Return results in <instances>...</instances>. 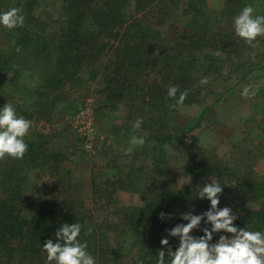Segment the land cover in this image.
Masks as SVG:
<instances>
[{
	"label": "rangeland",
	"instance_id": "rangeland-1",
	"mask_svg": "<svg viewBox=\"0 0 264 264\" xmlns=\"http://www.w3.org/2000/svg\"><path fill=\"white\" fill-rule=\"evenodd\" d=\"M94 1L96 4L101 2ZM254 1L261 11L264 0H125L120 7L119 23L112 29L115 35L106 32L103 38L105 42L110 40L112 47L109 42L102 43L100 58L95 61L100 75L95 80H87L88 68L85 67L73 79L66 78L64 84L56 87L52 94L50 90L47 93L45 89L39 88L43 86V80L48 78V69L45 68L49 62L48 54H34L32 49L26 51L27 57L16 58L12 70L0 80V102L5 99L16 100L20 109L16 110L18 115L33 121L25 142L37 141L23 159L7 157L2 167L6 169L10 162H14V167L25 174L26 182L20 185L28 194H50L53 202L50 200L49 205H72L85 221L87 237L100 244L105 241L113 249L121 243L118 233L108 230L103 240L101 230L120 221L125 207L144 205L148 200L147 190L167 197L166 204L170 205V218L166 215V220L161 219L158 227L156 240L159 242L162 238H167L170 242L171 236L166 230L179 223H187L181 220V214L191 211L200 215L209 210L211 205L207 199L190 196L188 201H182V196L176 197L169 193L187 184L200 188L205 183L216 180L214 175L200 172L198 167L201 165L205 167L208 162H212L230 163L237 167L242 166L243 162V165L252 169L256 180L264 183L263 41L258 40V47L251 46L238 51H242L241 56L234 54V50L229 48L228 56L220 58L216 55L217 52H211L205 59L195 60L197 65L201 63L203 74L196 72L197 77L192 78L187 75L185 83L192 90V96H187L185 101L189 102L184 101L183 105L171 107L176 103L178 95L166 104L164 120L158 122L147 118L151 115L158 118V114H161L159 110L162 109L161 106L149 105L152 100L150 91L153 88L168 90L174 86L172 77H168L170 73L166 70L168 64L163 63L165 55L174 48V43L183 35L187 40L192 39L194 33L211 38L216 44H223L229 39H234L237 43L240 37L235 33L234 18L245 5H251ZM21 2L22 0H4L3 5H0V13L13 7L18 8ZM63 11L62 0H35L22 29L26 27L29 32L41 33L47 46L56 48V41L62 36V27L66 21ZM259 11L257 14H260ZM130 24L153 33L149 35L150 45L139 50L145 56L144 64L139 63L136 67L132 62L130 71H122L124 79L131 84L123 92L119 86L116 87L119 83L116 80L115 84L117 75L113 73L107 81L106 73L115 66L110 61L112 55L114 59L117 58L113 53L131 55L135 52L134 47L125 46L129 44V37L137 35L131 34L132 29H127ZM7 32L11 30L0 25V35L4 37ZM0 45L3 50H7L6 45ZM55 50L52 49V53ZM190 54L191 50L180 53L187 58ZM130 59L133 58H120L116 66L124 67V62ZM208 64L212 67L208 68ZM235 64L241 65L236 67ZM249 67L250 73L242 76ZM205 77L208 83L202 84ZM137 81L144 87L143 93L136 86ZM247 85H252L253 89L258 88L255 96L241 95ZM43 91L45 95H40ZM56 96L60 98L58 101L48 103L49 98ZM147 111H151V114H147ZM201 112L203 114L197 123L185 133L182 144H165V158L162 161L151 156L149 146L152 140L146 138L147 133L158 131L162 122L163 131L172 129L178 132L191 117L198 116ZM137 119L143 121L139 129L133 128ZM133 137H143L145 143L142 146L133 145L130 143ZM47 157L48 160L43 161ZM189 157L197 165L192 176L188 171ZM53 158L56 159L54 162ZM158 167L159 172H155ZM130 169L138 175L137 179H124L119 184L115 179L122 178ZM228 181L225 177L219 207L228 205L240 217L245 209L241 204L233 206L231 203L230 199L234 196L233 182ZM55 186L67 189L64 196H54ZM263 202L260 199L250 200L245 208L256 210ZM58 212L62 213V210ZM163 213L167 214L168 210ZM210 226L203 223L192 234L197 236L203 232L204 227ZM89 229L95 238L89 233ZM260 231H264V226ZM219 235L231 234L222 232ZM219 235H213V243L219 239ZM174 238L176 242L179 239ZM48 239L55 242L56 238L51 235L42 245ZM91 242L94 244V241ZM140 242L144 245L142 240ZM140 242L133 241L131 247H127L128 242L125 243L121 250L123 254L118 258L122 261L121 264H133V256L143 247ZM18 245V241L12 242V246ZM92 247L97 250L98 244ZM8 255L7 251H0V264H26L16 256L10 258ZM94 257L97 261V256ZM97 264L101 263L97 261Z\"/></svg>",
	"mask_w": 264,
	"mask_h": 264
},
{
	"label": "trees",
	"instance_id": "trees-1",
	"mask_svg": "<svg viewBox=\"0 0 264 264\" xmlns=\"http://www.w3.org/2000/svg\"><path fill=\"white\" fill-rule=\"evenodd\" d=\"M3 1L4 0H0V5H3ZM100 1V3L96 4L94 0H62V8L64 10L62 14L66 16V21L62 27L63 34L60 39H57L56 41V48L51 46L48 47L47 42L42 38L43 36L41 33L34 34L31 31H27L25 29L26 27L22 29L24 24L23 26L9 29L11 32L5 33L4 36L7 40L3 35H0V44H4L8 47L7 50H3L0 45V80L4 79L8 72L12 70L15 59L24 57L25 55L27 57L28 53H26V51H29L30 49L33 50L34 54L44 52L49 56V62L45 65V68L48 69V78H45L43 80V86L41 85V87H39L40 89H45L47 93H49L48 91L50 90V93L52 94L56 87L64 84L66 78L67 80L73 79L85 67L88 68L87 80H95L98 75H100V70L95 61L100 58V50L103 47L102 43L105 42L103 38L106 36V32L107 34L115 35L112 33V29L119 23L120 7L122 3L125 2V0ZM34 3L35 0H22L20 3L18 8L22 10L21 14L25 17V20L31 13ZM256 4L257 2L254 1L251 5L256 6ZM263 10L264 5L261 6V11H259L261 15H264L262 12ZM24 23L26 22L24 21ZM130 25L127 26V29H132L131 34H137L136 36L138 37L136 39H134L136 36L134 38L129 37L127 39L129 44H125V46L131 48L134 47L135 52L131 55L113 54L119 59L123 57L133 59L125 61L123 65L124 67H117L116 63L119 59H114L112 55L110 61L112 62V65L115 63V66L106 73L108 78L107 81L111 79L109 76L113 73L117 75L115 84L116 80L119 83L116 84V87L118 88L119 86V89L123 92L129 89L131 84L127 79H124L122 71L124 69L130 71L129 68L132 65V62L135 63L136 67L140 65L139 63L144 64V60H146L145 56L142 52H139V50L140 48H145V45H150L148 41L150 39L149 35H151L152 32L150 30H142L138 26L134 27L133 25L132 27V24ZM185 37L186 36L183 35L177 43H174V48H172L171 52L169 51L170 53L165 55V62H163L168 64L166 70L170 73L168 77H172L174 86L178 85L177 88L179 89L181 85L177 96L180 92L185 90L188 91L187 96H192V90L187 87V83L185 82L187 81L188 76L190 78L193 76L197 77L195 74L196 72L197 74H203L201 63L200 65H197L195 60H201L203 57L205 59V57H208L211 52L220 51L222 53L220 56L221 58L223 56H228L229 48L233 49L235 54L241 49L251 47L241 38H239L237 43L234 39H229L228 42L225 41L223 44H216L213 39L206 38L199 33H194L193 38L189 40L185 39ZM258 40L264 42L263 37H258ZM131 41H133V43H131ZM108 42L105 43H108L112 47L111 41L109 40ZM52 49H56L54 53H52ZM185 50H191L189 58L180 55V53L185 52ZM241 53H238L237 55L241 56ZM43 58L46 59V57ZM152 58L155 59V57ZM134 59H136V61H134ZM147 59H149V56H147ZM204 62L206 63V61ZM235 65L236 67H239L241 64ZM209 67L212 66L208 64V68ZM250 70L251 67H249L248 71L242 76L249 74ZM136 86L141 90V93H143L144 87L141 85V82L137 81ZM153 89L154 90L150 91V98L152 100L149 102V105H152L153 107L161 106L162 109L159 110L161 114H158V118H155L152 115L147 118L152 121L158 120V122H160L165 118L164 113L167 110L165 108L166 104H168L173 98L168 97L167 89H163L162 91L158 88ZM42 94L45 95V92L43 91V93H40V95ZM59 99L58 96L49 98L48 103L58 101ZM5 103H11L16 110L19 107L16 105V100L10 101L9 99H5L0 102V108H2ZM205 109L208 108L205 107ZM147 114H151V111H147ZM202 114L203 112L198 116L191 117L187 124L178 132H174L172 129L163 131L164 122H162L158 131L147 133L146 138L152 140L149 146L151 156L162 161L165 158L164 145L170 144L171 142L182 144L185 133L197 123ZM33 141L34 142H26L29 146L30 152L37 140ZM49 158H51V156H49ZM6 159L0 160V251H7L10 254L8 257L13 258L16 256L26 264H48L47 254H43V241L49 236L55 235V232L64 223H80L82 225V230L79 238L87 242L90 253L92 252L91 254L97 256V261L99 263L121 264L122 261L118 258L123 254L121 250L125 246V243L128 242L127 247H131L133 241L140 242L141 240L144 242V245L140 242L143 247L137 255L133 256V264H140L141 261L143 264L156 263L159 258V250L162 248L159 240H156L159 233L158 227L162 222L160 216L161 213L167 210L170 214V205L166 204L165 201L167 197H163L160 193H149V190H147L148 200L144 205L125 207L122 210L120 221L112 223L109 227L107 226V228L101 230L100 234L102 235L103 240L104 234L108 232V230L116 231L118 233L121 243L119 242L113 249L110 244L105 241L100 244L99 242L96 243L95 240H91L90 237H87L85 221L80 217L81 213L75 210L72 205H49L50 200L53 202V198L50 194H33L32 192L28 194L20 185L22 182H26L24 172L21 173L18 171L14 167V162H10L6 169L3 168L2 165L6 163ZM46 160H48V157L43 159V161ZM55 160L56 159L53 158L52 162ZM189 160L188 171L192 176L193 170L197 165L191 157H189ZM158 169L159 167L154 171L157 172ZM198 170L202 173L208 172L211 175H214V178L217 181L223 179V181H220V183H222L221 186H223L225 177L226 180H229L228 182H233L232 189L234 191V196L231 197L230 201L233 206L241 204V207L245 209V211L242 212L243 214L234 221L235 225L239 228L260 231L264 226V202L260 207L256 208V210H250L245 207H247L246 204H249L250 200L260 199L264 201V183L262 182L261 184V182L256 180V176L250 167L243 165V162L242 166L237 167L231 166L230 163L217 164L208 162L205 167L203 165L199 166ZM133 174H135V171L130 169L123 176L125 178H116L115 180L121 184L124 179H137L138 175ZM201 188L202 187L194 188L193 185L187 184L183 188L176 191H170L169 193L176 197L182 196V201H188L190 196L196 197L195 194L199 193ZM54 190L55 192H53V194L57 197L64 196L67 192V189L61 186H55ZM54 201H56V198ZM58 210H62V213L58 212ZM163 220L166 219L164 218ZM208 228H211V226ZM90 233L92 234V237L95 238L94 233L92 231ZM203 234L204 233L201 232L197 237L202 236ZM14 240L19 243L17 247L12 246ZM91 241H94V244H92ZM97 244V250H93L92 246ZM169 246L175 251L179 246V239L176 242L175 238L171 236ZM169 260L170 257L166 256V261Z\"/></svg>",
	"mask_w": 264,
	"mask_h": 264
},
{
	"label": "clouds",
	"instance_id": "clouds-1",
	"mask_svg": "<svg viewBox=\"0 0 264 264\" xmlns=\"http://www.w3.org/2000/svg\"><path fill=\"white\" fill-rule=\"evenodd\" d=\"M258 8L253 5H245L242 11L234 18L235 33L246 44L258 47V37H264V15L257 14ZM19 8H10L0 13V25L13 29L23 26L25 17ZM217 56L222 53L217 51ZM227 74V73H225ZM202 84H207L205 77ZM178 88L171 86L167 95L169 98H177ZM258 92L252 85H247L241 93L244 97L255 96ZM188 91L180 92L176 103L171 107L183 105ZM143 121L137 119L133 128H141ZM33 127V121L18 115L11 103H5L0 108V160L7 157L23 159L29 150L25 137ZM190 143V141H188ZM133 145H143V137H133ZM131 151V149H129ZM222 183L211 180L205 183L196 197L210 201V209L203 214L196 215L191 211L181 214V220L187 223H179L166 230L169 236L179 238V246L175 251L169 246L167 238L161 239V250L157 264H264V231H253L239 228L234 221L238 218L232 208H220L219 197L223 194ZM170 214L161 213L160 218ZM202 221L211 228L204 227L202 236H194V230L201 227ZM82 230L80 223H64L55 232V242L48 239L42 245L47 254L48 264H97L96 258L88 251L87 242L79 239ZM89 233L91 229L88 230ZM231 234L219 235L220 233ZM219 235V239L213 243V235ZM166 248V250H165ZM166 256L170 257L166 261ZM140 264H143L141 261Z\"/></svg>",
	"mask_w": 264,
	"mask_h": 264
}]
</instances>
